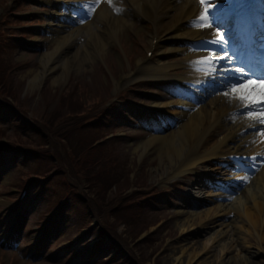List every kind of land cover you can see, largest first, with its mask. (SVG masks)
Returning <instances> with one entry per match:
<instances>
[{"label": "rangeland", "instance_id": "obj_1", "mask_svg": "<svg viewBox=\"0 0 264 264\" xmlns=\"http://www.w3.org/2000/svg\"><path fill=\"white\" fill-rule=\"evenodd\" d=\"M2 0H0V9L2 8ZM23 4V3H22ZM23 4V7L19 9V12H28L30 10L36 11V13L30 17L31 22L35 25L33 27V34H27L25 41L16 40L17 47L14 45L12 41H8L12 43L13 51L12 53L7 51L3 52L2 56L5 57L4 60L9 61V66L11 67V76L10 78L13 80V85L15 87V92H17V97L20 102L24 101L26 96H28V100H33V95L31 93L35 90H39L43 88V95L41 100L37 102V104H32L31 102H26L27 107L34 106L35 110L34 115L39 117L38 120H42L43 112L47 113L48 111L53 110L54 112L50 113L51 115L61 109L66 110V108L62 105V102H59V90L63 89L67 86L69 79H72L69 83L70 91L74 92V96L72 97L74 100H77L78 103L74 104L75 112H78L80 109V102L84 104V107L91 105L95 100L99 98L106 97V94L114 95L116 90V83L113 79L112 72L115 71L117 73V79L120 78L124 73H126L130 67L133 66V62L139 59V56L143 54V49L147 43V29L142 28L138 21H133V25L130 30L127 32H123L120 36V43L124 47L126 56L121 55V58H118V49L116 47L109 48L108 53L100 56V58H94V62L88 64L87 67L78 72L77 69H72L68 72H65L67 80L60 81L59 84H52V78L58 76L61 69L58 71H53L46 79L44 84H40L36 89L32 90L28 88L30 78L32 77V72L30 70H34L33 72L39 71L42 68L39 61L42 60L43 56L47 53H51L55 50V44L53 43V36L50 33V29L48 28V21L46 13H48L47 3H44L43 0H35L33 2H28ZM27 20V19H26ZM4 26V25H3ZM5 27V26H4ZM6 28V27H5ZM7 30H11L7 27ZM35 30V31H34ZM14 31V30H13ZM82 40H80L81 42ZM81 45V44H79ZM76 47H71L72 51L77 49ZM167 49H169L167 47ZM71 51V52H72ZM180 58L178 55H173L164 59V63L175 64L179 63L175 60ZM106 61L107 66H105L103 61ZM20 63V65H16L15 63ZM100 63L103 66H100ZM166 65V64H165ZM89 70V72H85V70ZM93 70V71H92ZM92 71V72H91ZM85 72V73H84ZM183 72H175L173 78L181 77ZM76 87V88H75ZM66 89V90H67ZM142 91L149 90L148 93L131 95L130 99L138 102L141 105H145L148 107H153L157 102H165L168 101L165 94H169L172 96L177 90V87L171 88L167 91H164L156 86H147L143 87ZM65 90V91H66ZM33 92V93H34ZM67 95H64L66 97ZM5 102L0 98V102ZM7 103H10L6 101ZM14 103V102H13ZM44 103V104H43ZM40 104V107H39ZM123 106V105H122ZM2 111L6 109L10 112V107H2L0 105ZM16 110V108H15ZM14 112H10L11 118L19 116ZM38 113V114H37ZM71 113V112H68ZM73 114V113H71ZM8 115V114H7ZM166 115V113H164ZM157 116V115H156ZM154 116V118L156 117ZM168 116V115H166ZM46 118V116H45ZM146 119V120H145ZM161 122L164 121V117H160ZM29 124H33V122H29ZM144 126L145 129L142 127ZM0 127H5V129L12 130V134L28 136L30 138H34L33 130L30 126H26V128H19L16 124V120L13 122L0 119ZM106 128L109 130L117 131V136L121 137V145L117 146V149L112 153L120 159L127 163V168L132 170L131 178L134 180L140 179H148L150 187H153L155 184L158 185L157 180L160 178L168 166V160L162 158L158 155L157 149L160 148L164 144V139H158L155 137H162L170 134H174L179 130L178 126L175 128H171L170 130H166L163 134H156L150 130V118L145 117L144 115L138 114L132 110L127 108L120 109L118 115H113L108 118L106 122ZM128 130V134H132L131 137H125L122 132ZM11 132V131H10ZM177 134V133H176ZM13 136V135H9ZM220 135L218 138H221ZM48 145H52L53 150L58 153H62L64 146L63 140L58 139V135L47 136ZM218 138L214 140V142H219ZM144 141L151 142L150 145H153L156 151L153 148H149L147 151H143V147L139 146ZM139 146L138 149H136ZM32 163V164H31ZM24 168H13L9 170L12 172L8 173L4 171V173L0 174V216L2 212L13 205L17 197V192H19L18 187L19 182L23 176H26L31 173H41V166L38 161L31 162ZM211 166H214L212 163H209V166L206 164H202V168L207 171L210 170ZM50 190H47L46 194H44L39 203L37 204L36 209L30 213V217L28 214V208L25 212H23L22 218V227L24 226L21 234L17 237L22 238V240H15L14 243L21 242L20 246L15 248H7L4 247L5 239H0V257L2 264H106L110 263L104 261V258L111 257L116 249H110L106 243H104L99 248H96L92 251H88V242L98 236V233L92 237H87L90 234L86 235L82 238L80 235L85 229L91 228L94 226L97 228L98 226L94 225L95 216L92 212H90V216H87L86 207L82 208V205L76 203V201L70 198L68 202V207L64 216H62L63 221H65L62 226L58 224L57 234L47 239L46 242H49V245L42 248V259L38 257H30L29 255L33 254V250L31 249V245L35 240L37 232L39 228L43 225L44 221L49 216L50 211H54V209L50 210L54 199L56 197L57 189H62L63 191L67 190L64 183L70 184V182L60 180L58 177L53 176L49 181ZM254 183V182H253ZM185 191L189 189L191 185H193V181H185L182 183ZM72 188V187H71ZM83 188V187H82ZM197 188V187H196ZM127 188L122 189L120 192H117L115 189H112L108 197L113 198V208L119 209L124 205V201H121L124 192ZM85 190V188H84ZM127 193V192H126ZM125 193V194H126ZM91 197V194L88 193V190H85V195ZM221 194L210 192L208 193V199L210 205L208 207L205 206L204 202H189L188 207H184L182 203L176 199L173 193L164 192V195H159L155 197L153 201H149L146 203L147 207H141L139 210L142 211L140 214L145 221L157 222L159 219L162 220L156 227L152 228L151 235L154 234L155 240H159L155 244V250L163 248L166 249V252L161 254L160 257L155 260L156 256L149 262V264H178L179 254H177V250L175 249L178 246V241L182 238V230L188 229V215L182 216V213L187 211H208V209L212 208L215 210H221L223 207L217 201V198ZM122 196V197H121ZM121 197V199H120ZM163 197L164 200H163ZM214 199V201H211ZM225 203V202H223ZM7 205V206H6ZM124 207V206H123ZM230 206H228L229 208ZM226 208V207H224ZM82 209V210H81ZM201 209V210H200ZM138 210V211H139ZM232 210V209H230ZM58 210L56 209L55 212ZM89 211V210H88ZM84 214V216H83ZM116 215L111 214L107 215L100 214V220H105L106 224L111 226L117 223ZM206 217V215H204ZM227 221L223 224H219V227L215 229H210L213 233H204L200 232V237L195 236L197 232L193 234H188L184 232V238L190 242V244L186 245V248L192 246L195 243H202L205 240L218 238L216 230H235V232L227 238V240L231 243L233 240V244H238L236 249H229L228 251H224V255L222 254L219 248H215L212 251V255H204V260L199 264H264V252L260 251L258 248V239L256 234L250 230L248 227L246 229H242L240 227V219L236 217L235 214H232ZM90 221V223H88ZM59 223V221H58ZM53 225V224H52ZM50 225L48 227L47 233L53 232L54 229ZM172 226L175 230H178V234L172 239L168 234L169 226ZM94 228V229H95ZM9 231L10 225L6 218L3 216L0 218V236L1 231ZM250 230V234H248ZM99 231V230H98ZM134 232L129 230L128 226H120L115 230V235L119 242L123 244H128L130 239L136 241L138 250L142 254V250L145 256H149L152 249H148V245L143 244L140 238L139 240H135L133 238ZM181 236L180 238H178ZM243 238H246L243 240ZM59 239L57 242L56 240ZM116 239V244L119 245V242ZM202 239V240H201ZM143 240V239H142ZM223 240V239H220ZM56 242V243H55ZM182 243V241H181ZM264 251V250H263ZM168 255L164 258L165 255ZM218 255V256H217ZM106 256V257H105ZM116 261V264H129L130 259L127 255H118L115 254L113 258H110ZM184 260V259H183ZM186 260V259H185ZM114 263V262H112ZM115 264V263H114ZM179 264H184L183 262Z\"/></svg>", "mask_w": 264, "mask_h": 264}, {"label": "bare ground", "instance_id": "obj_2", "mask_svg": "<svg viewBox=\"0 0 264 264\" xmlns=\"http://www.w3.org/2000/svg\"><path fill=\"white\" fill-rule=\"evenodd\" d=\"M58 2L59 0H50V3L53 4L54 8H56ZM85 2V8L92 10L93 5L97 6L100 3V0H98V2L95 0H86ZM160 2H162V5L160 10H158L157 5H159ZM166 2L168 4L164 8L163 5ZM170 6L171 9H169ZM61 8L62 7L56 9L58 15L55 20L58 25L52 29L54 43H57V47H55V50L51 53L45 54L42 60L39 61L40 65H42L41 70L36 72L30 70V73L32 72V77L30 78L28 88H31L32 90L36 89L40 84H44L47 77L53 71L56 72L61 69L59 75L52 78V84H59L60 81L63 82L67 80L65 72L72 69H77L78 72H81L85 66L87 67L88 64L94 62V58L104 54L106 55L111 47L109 46L110 41H118L117 36L120 40L122 33L127 32L131 28L129 18L137 19L136 10L140 11L143 17H157L159 19L158 28L162 30V37L164 40L171 41L170 50L178 55H185L187 60H193L195 64L204 61V57L207 55L209 48L205 46L187 48L184 45V42L198 40L203 37L210 40L213 39L210 32L213 31L212 29H204L196 26L198 21L194 18L200 17L199 15L202 12V8L198 5V0H103L95 11L91 22L82 27L70 28L68 30L64 29V24L66 23L65 20L68 19L67 16L69 18H74L78 11H70L71 6H68L69 9L65 8L64 11H61ZM211 10H216L215 4L211 6ZM81 17L82 16L78 17L77 20ZM215 26L217 25L213 22V28ZM80 34H84V42H82L81 45L77 42ZM76 46H78L77 49L70 52L69 49ZM140 61L141 59L137 60L136 63H140ZM87 71L89 72V70L86 69L85 72ZM130 71L131 70H128L120 76L119 79H117V73L113 71L112 76L115 83L117 85L120 84V81L130 74ZM191 71L193 74L201 72L198 68H193ZM160 73V69L154 68L153 64L149 63L140 70V73L136 78L142 74L149 75L150 78L153 79L157 78ZM36 91L37 90H35V92ZM0 97L2 99L5 98L3 95ZM39 100H36V104ZM171 104L172 103H169L170 106H167L169 107L168 112L173 115V123H177L180 127L176 132L177 134L172 133L166 135V137H155L158 139H164V144L157 149V152L161 157V161L162 158H165V160L173 162V157H178L179 159L184 160V166L180 170V172H183L185 168L195 166L196 160H193L192 163L191 161L195 156L194 152L199 148V143H203L204 138L200 136L201 132L204 131L206 127L205 123L211 120L215 114H209V108H207V106H203L198 111L194 104L185 100H180L173 104L178 109H181V111L172 110V107L174 106ZM228 109L229 107L225 108V111ZM255 125L258 126L257 123ZM243 127H248V125H244ZM229 140L232 141L233 138L229 137L226 141ZM223 141L224 139L221 141V144L215 148L216 150L207 152L206 157L212 159L214 156L218 155L219 153L217 152V149L226 142ZM195 142L197 146L194 149L192 144ZM150 144L151 142L144 141L139 146L143 147V151H147L149 148H153L156 151L155 147ZM139 146L136 149H138ZM248 152H251V150H248ZM256 179L257 181L253 186L254 189L248 192V195L244 197L245 200H242L240 197L238 202L232 206H234V214L240 219V227L242 229L248 227L253 231L258 229L257 232L259 233V229L262 225V221L259 222V220L264 218V201L261 195L263 191L261 187L264 182V168L256 176ZM212 212L213 210L210 209L208 218H210ZM20 226L21 223H19V227ZM228 231L230 230H224L222 234L228 233ZM234 232V229L231 230L232 234ZM248 233H250V231ZM9 235L10 237H8L5 230H2L0 237L6 236L7 240H11V237H14L11 229ZM228 237H230L229 234L223 240H220L219 237L217 239H208L201 244H193L191 248H185V245H181L176 248L178 250L177 254H179L178 258L181 257L180 259H184V264H199L202 261H205L204 255H212V251L215 248H219L222 252L220 256H223L225 250L228 251L229 249H236L238 247V244L234 245L233 243H230L227 240ZM245 239L246 238H243V240ZM263 239L264 233H262V240Z\"/></svg>", "mask_w": 264, "mask_h": 264}, {"label": "snow or ice", "instance_id": "obj_3", "mask_svg": "<svg viewBox=\"0 0 264 264\" xmlns=\"http://www.w3.org/2000/svg\"><path fill=\"white\" fill-rule=\"evenodd\" d=\"M201 7L203 8V14L200 15L196 26L199 28L213 29V22L210 16L211 0H199ZM215 47H227V41L224 35L216 32L215 38L209 41ZM215 47L207 51V55L204 57V63L214 66L212 70L213 75L218 71H224L226 73H232L239 76V83H232L229 85L228 90L222 94L224 96H231L232 99L239 101V103L246 109H248V116L252 120H257L260 125H264V80H257L248 77L247 73L242 68H221V62L223 60L231 61V56L227 53L215 52ZM264 136V132L260 133ZM244 159V158H241Z\"/></svg>", "mask_w": 264, "mask_h": 264}, {"label": "trees", "instance_id": "obj_4", "mask_svg": "<svg viewBox=\"0 0 264 264\" xmlns=\"http://www.w3.org/2000/svg\"><path fill=\"white\" fill-rule=\"evenodd\" d=\"M78 102H75V103H78ZM73 106H74V104L71 103L69 105V110H71V111L74 110V107ZM83 108H84V104L82 102H80V109L79 110L82 111ZM99 135L100 134H96V133H93V132L87 133L86 135L82 134V140H83L82 141V144H81L82 149H86V148L90 147L92 141H94L97 138H99ZM71 139H72L71 140V144H72L73 143V140L75 139V137H72ZM82 149L81 150H73L72 159H71L72 163L74 161H77L78 160L80 154L82 153ZM99 178H98V180H99Z\"/></svg>", "mask_w": 264, "mask_h": 264}]
</instances>
